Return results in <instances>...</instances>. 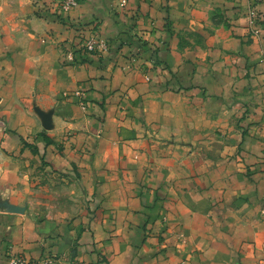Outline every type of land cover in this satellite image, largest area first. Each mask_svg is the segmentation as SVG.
<instances>
[{
	"label": "crops",
	"instance_id": "obj_1",
	"mask_svg": "<svg viewBox=\"0 0 264 264\" xmlns=\"http://www.w3.org/2000/svg\"><path fill=\"white\" fill-rule=\"evenodd\" d=\"M76 1L62 12L61 0H0V44L19 39L23 75H36L40 97L55 96L64 107L62 117H53L54 128L62 123L99 132L78 138L68 154L69 168L95 194L96 209L89 220L92 207L86 205L69 217L72 222L0 213V264H8L9 255L42 264L38 260L49 253L71 249L68 264H92L93 252L110 264H176L179 258L188 264H264V179L244 174L264 157V63L258 62L264 36L260 44L243 37L238 13L245 0H126L121 9L119 0ZM257 5L264 16V0ZM217 13L227 22L214 21ZM166 17L172 35L165 31ZM93 27L109 41L131 28L151 44L162 40L159 59L166 68L150 70L148 85L121 70L126 48L71 65L66 52ZM77 87L88 92L87 117L61 97ZM230 105L237 111L229 112ZM242 112L244 130L237 131ZM239 149L238 161L227 158ZM160 195L165 200L158 206ZM144 230L151 238L164 231L161 256H147L156 250L155 239L141 248L131 239ZM177 233L187 241L179 253L169 244Z\"/></svg>",
	"mask_w": 264,
	"mask_h": 264
},
{
	"label": "rangeland",
	"instance_id": "obj_2",
	"mask_svg": "<svg viewBox=\"0 0 264 264\" xmlns=\"http://www.w3.org/2000/svg\"><path fill=\"white\" fill-rule=\"evenodd\" d=\"M62 2L63 0L59 2L58 9L60 10L62 9ZM245 2V7L238 13L244 20L245 34L243 37L256 39L260 44L262 36H264V21L262 20L264 16L257 8L258 0H245ZM126 4V0H119L116 7L121 9ZM212 19L221 23L228 20L226 15L220 13L213 14ZM165 20V31L172 35V24H170L168 17ZM227 24L231 25L230 23ZM243 25L240 26L243 27ZM88 30L90 35L84 39L83 43L74 47L75 50L70 49L67 51L64 47L67 51L65 59L71 65L83 64L87 61L88 56L105 59L109 54L120 53L123 48H126L127 55L124 56L125 62H123L121 70L141 76L144 83L148 85L151 83V76L148 74L150 70L159 69L164 71L166 68L159 59L160 48L165 45L162 40L158 41V44H151L136 33L132 34L131 28L130 31L123 32V37H117L109 41L99 35L98 27ZM89 42L93 43V49L91 50L86 48ZM20 44L19 39L15 44L9 42L0 44V213L26 215L30 219L43 218L47 220L55 218L72 222L73 220H70L69 217L77 214L87 205L92 207V210L88 212V218L92 220L93 216L91 214L96 209L95 194L90 193L92 189H88L81 183L78 174L69 168V164H73L72 160L68 158V154L70 155V151L73 150L74 143L78 138L82 141L83 136L86 134L90 133L95 137L98 136L99 132L90 131V126L86 130L81 128L72 129L62 123L55 125L54 128L53 117H62L59 115V111L64 110V107L60 106L55 96L45 100L40 97L36 85L33 83L36 75H23L25 64L18 57ZM258 46L260 51L263 50L264 46ZM260 55L262 57L261 53ZM111 61L112 59L109 60V62ZM139 62L140 64H138ZM258 62L264 63V58ZM246 66L245 64V68ZM246 77L251 78L248 74H246ZM87 93L85 88L77 87L71 91H64L61 97L70 100L87 117L89 115ZM199 95L208 97L201 87L199 88ZM228 109L229 112L233 113L238 108L235 109L230 105ZM226 112L221 115L224 117V115H227ZM246 114L242 112L240 117L237 118V131L244 130L239 125L242 124L241 122ZM226 118H228V115ZM212 127L214 129V125ZM58 128L64 129L59 132L55 130ZM245 130L246 132L253 130V127L250 129L245 128ZM224 135H218V137L221 139L224 138ZM144 138L147 139V135H144ZM168 141L171 144L179 143L172 138ZM241 150L239 149L236 154L227 156V158L236 159L238 157L239 159ZM135 159L136 155L133 156L132 161H135ZM238 159L234 161L236 162ZM227 162H231V160ZM255 163L246 167L245 177L250 179L251 176L258 175L264 179V157L261 160L257 157ZM141 191L144 192V189H141ZM158 199L156 205L160 206L165 199L162 195ZM260 214L264 215V208L260 210ZM158 222L160 227H164L167 222L166 217L162 216ZM155 235L154 238H151L153 235L145 233L144 230L143 233L136 234L131 239L136 238L137 242L135 244L140 248L145 245L147 238L155 239L156 250L151 252L150 256L147 255L148 258L155 259L157 256H161L160 252L166 248L165 239L167 240L163 236L165 235L164 231H159ZM173 238V243H169L171 249L178 253L183 251L187 246L186 239L178 233ZM131 243H133V240H131ZM138 246L135 247V250ZM73 253L72 249L64 254L49 253L38 261L42 264H68V257ZM93 254L95 260L92 264H110L108 259L99 252H93ZM13 261L21 264L29 263L27 259L20 255H9L8 264H13ZM188 262L184 258H179L176 264H188Z\"/></svg>",
	"mask_w": 264,
	"mask_h": 264
},
{
	"label": "built area",
	"instance_id": "obj_3",
	"mask_svg": "<svg viewBox=\"0 0 264 264\" xmlns=\"http://www.w3.org/2000/svg\"><path fill=\"white\" fill-rule=\"evenodd\" d=\"M75 6H76V1L75 0H63V2L61 4V8H62L61 10L63 12H69L70 9L75 7ZM86 48L88 50L93 49V43L92 42L87 43ZM13 264H21V263L13 261Z\"/></svg>",
	"mask_w": 264,
	"mask_h": 264
}]
</instances>
